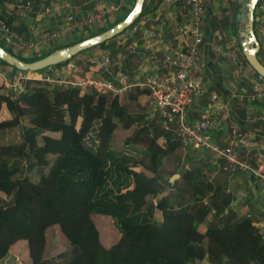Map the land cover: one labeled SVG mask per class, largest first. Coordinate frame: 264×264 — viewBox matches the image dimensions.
I'll return each instance as SVG.
<instances>
[{
	"label": "trees",
	"instance_id": "16d2710c",
	"mask_svg": "<svg viewBox=\"0 0 264 264\" xmlns=\"http://www.w3.org/2000/svg\"><path fill=\"white\" fill-rule=\"evenodd\" d=\"M146 4L143 0L142 9ZM259 4L264 0L253 10L254 35ZM131 5L105 18L93 33L92 25L83 28V37L69 44L14 56L31 62L97 35L122 20ZM0 21L25 35L27 20L17 22L0 9ZM256 57L264 65L260 43ZM146 95V89L136 88L126 99L143 105ZM123 100L116 94L49 90L36 81L14 97L0 91V109L9 116L0 118V195L10 197L0 203V258L10 252L21 264H264V237L248 217L232 223L226 215L223 225H201L187 208L193 204L172 210L160 199L152 205L157 189L149 179L164 147L172 151L176 143L165 136L160 149L140 125L114 144L117 126L128 129L133 121L131 114L123 118ZM26 161L36 166L35 178L21 175ZM179 174L190 180L192 171ZM153 207L161 214L156 222ZM53 232L58 241L48 254Z\"/></svg>",
	"mask_w": 264,
	"mask_h": 264
},
{
	"label": "built area",
	"instance_id": "2783aa9c",
	"mask_svg": "<svg viewBox=\"0 0 264 264\" xmlns=\"http://www.w3.org/2000/svg\"><path fill=\"white\" fill-rule=\"evenodd\" d=\"M95 8L81 13V9L72 0H3L0 9L15 21L27 20L25 35L18 33L13 26L0 21V41L4 46L20 53H36L61 38L72 36L79 29L98 25L112 15L121 12L125 0H112L102 4V0H89ZM176 8L177 17L182 19L171 36L169 43L162 40L163 28L170 25L162 11ZM258 10L264 19V5ZM142 13L127 29V35L114 38L113 47L124 49L128 56L136 57L133 73L140 76L145 71L147 60L150 67L160 73L143 74L141 78L130 81L119 72L124 59L106 48H98L79 56H73L59 64L48 66L43 71L0 70V90L8 89L12 97L25 89L27 83L39 82L49 90L70 88L80 91H92L98 94H120L132 89H146L147 118L164 133L175 136L182 149L188 145L211 154L215 160H221L220 170L233 174L237 171L264 184V126L260 133L243 131L231 112L228 101H220L216 93L209 96L207 107L199 110L195 120L187 118V106L203 88V80L197 61L202 42V25L205 0H160L154 10L148 11L147 5ZM155 15L158 32L156 39H149L138 49L134 39L137 32L143 38L153 36L148 21ZM99 26V25H98ZM264 42V24L255 27ZM175 51H174V49ZM89 50V49H88ZM87 51V50H85ZM115 73V74H114ZM248 91L231 92L230 97L239 101L259 103L260 110L246 107L244 122L264 125V80L246 77ZM225 134L224 143L219 144L213 138L214 130ZM254 162L252 165L251 162ZM228 209L225 208L226 212Z\"/></svg>",
	"mask_w": 264,
	"mask_h": 264
},
{
	"label": "crops",
	"instance_id": "0c3cea01",
	"mask_svg": "<svg viewBox=\"0 0 264 264\" xmlns=\"http://www.w3.org/2000/svg\"><path fill=\"white\" fill-rule=\"evenodd\" d=\"M72 1L75 4H77V6L81 9L80 11L81 13L89 12L95 8V5L92 2H89V0H72ZM108 1L111 2L112 0H104L102 4H105V2ZM153 1L154 0H147L146 5L148 7V11L154 10L155 6L157 5V4L152 5ZM215 5L222 7L225 4L221 3L220 0H205V11H204V19L202 25L203 36L200 47V57L199 60L197 61V65L203 80V88L201 89V92L198 95L193 97L191 103L187 106L186 109L187 118L189 120H195L198 116L199 110L208 106L210 94L216 93L220 101H228L231 107V112L235 117V119L238 121L241 130L260 133L262 132L264 126L262 123L250 124L244 122V117L246 115V110H247L246 109L247 103L245 101H239L236 98L230 97L231 92L248 91L250 86L248 79L246 78L247 79L246 80L244 78L239 81H235L236 79H233V77H231V79L228 80L214 76L212 77L211 72L209 71V69H207V63H206L208 51H206V54L204 55V60L202 59L203 57L202 49L204 47L206 50H208V45L210 44V39L212 38L211 37L212 29L209 25L210 23L215 22L213 17V13H214L213 7ZM127 7L129 8V6L127 5L122 10L121 14L124 13ZM239 7H240V0H239ZM237 10L234 11L233 16L237 12ZM121 14L119 12L118 15ZM162 14L167 16L166 20L170 22L169 26L161 29L162 40L165 41L166 43H169L171 47H174V45L171 43V36L176 31V27L181 24L182 19L180 17H177L176 8L167 7L162 11ZM259 14H260V18L256 25L264 24V19L261 16L260 12ZM150 15H152V19L148 21V24L153 25V28L149 27L153 33V36L149 37L147 35V37L143 38L144 35L143 33H141L140 42L138 41L137 50H141V48L144 46L145 43L150 44L151 43L149 40L150 38L153 40L156 39V33L158 32L157 21L153 20L155 17L153 12L150 13ZM234 20L235 19L233 17L232 22L229 20L228 23L230 22L229 24H231L232 28L235 30L236 25ZM259 42L262 46H264V42L261 40V38ZM94 49L96 50V48ZM88 51L90 50H87L85 52L87 53ZM117 54L120 55L119 53ZM80 56L78 58H80ZM120 56L124 59V64L119 73L122 76L128 78L130 81H134L138 78H141L143 74L146 73L147 74L160 73L159 70L154 71L150 67L151 64L150 61L147 60L145 65L146 68L145 71L138 77L133 73L136 57H134L133 55L128 56L126 53ZM11 69L12 68L9 66H0V70H5L7 72H10ZM202 69L209 71L208 74H210L211 76L210 80L204 81L205 79H203L202 76ZM229 69L230 67H228L227 71ZM251 77L258 79L257 78L258 76H256L255 74L251 75ZM134 90L132 89V91ZM128 92L129 91L117 95L118 97H120L122 95H127ZM145 104H146V100L144 105ZM248 105L252 106V108L255 111L257 109L260 110L259 109L260 104L258 102L254 104L248 102ZM165 134H167L166 136L169 137L171 136L170 137L171 140H173L178 145V149H182L181 146H179L180 144L176 140L174 135H172L171 133H165ZM212 136L215 139V141H217L219 144L224 143L225 134L223 132L215 129L213 131ZM185 152L186 155L191 156L190 159L192 158L193 161H195L197 164L201 166L202 170L203 169H207V170L203 171V174H206L204 175L205 177H203L202 171H198L193 167H191L190 169L189 168L184 169V171L187 172L192 171V175L190 177L191 187L189 186L190 189H187L189 190L191 195L188 194L186 197L179 195L181 198L179 197L177 198L175 195V199L176 200L178 199V202L174 210L182 209L186 205L189 206V204H187V199L189 198V200L194 202L193 203L191 202V204H193L191 208L190 206L187 208L190 209L195 220L198 221L201 225H207V224L223 225L225 215L232 216L231 218L232 223H234V221H236L237 219L248 217L251 220V222L255 225V227H257L260 237H264V184L260 183L256 179H253L245 172L237 171L233 174L224 173L223 171L220 170L221 160L213 159L208 154V152H206L207 155H204V157H206V160H208L207 163L200 160V154L203 155L202 153H198L195 150L187 149V148L185 149V151H183V154ZM165 157L166 154L161 156L158 167L162 164V160H164ZM251 163L252 165H254L253 161ZM177 172H178V176L181 177V175L179 174L180 170H178ZM208 174L209 176H207ZM172 184L173 183H170V185ZM169 189L171 190L173 189V187H170ZM162 194H165V198L166 196L168 197V195H170L168 191H164ZM180 206L183 207L180 208ZM225 208L229 209L230 212L224 215L222 211ZM204 261L206 262L205 264H209L207 260H203L200 262L198 261L196 262V264L199 263L202 264V262Z\"/></svg>",
	"mask_w": 264,
	"mask_h": 264
},
{
	"label": "rangeland",
	"instance_id": "374dc122",
	"mask_svg": "<svg viewBox=\"0 0 264 264\" xmlns=\"http://www.w3.org/2000/svg\"><path fill=\"white\" fill-rule=\"evenodd\" d=\"M125 1H126V6L127 5L130 6L133 2L132 0H125ZM220 1H221V3H223L225 5L222 7L215 5L213 7V12H214L213 17H214L215 22H212L209 25L212 29V35H211L212 38L210 39V44L208 45V50H206L204 47L202 49V55H203L202 59L204 60V55L206 54V51H208L206 63H207V69H209V71L211 72L212 77L214 76V77H218V78H224L227 80L231 79V77H233V79H236L235 81H239V80L244 79V78L246 79V77H251V75L254 74L252 72L251 67L249 65H247L242 60V58L239 54L237 44H236L238 41V36H237L238 31L237 30H239V28L243 25V22L241 20H236V13H235V17H234L235 20L234 21H235V25H236L235 28L236 29L234 30L232 28L231 24H229L230 22L228 23L229 20L231 22L233 20L234 11H236L239 7V0H220ZM121 12H120V14H121ZM118 14L119 13H116L114 15H118ZM102 24H103V22L101 23V25ZM98 25L100 26V24H98ZM98 25L90 26L89 31L91 33L95 32L97 30ZM255 27H256V25H255ZM254 30H255V36L257 38V41L259 42V40H260L259 35L256 32L255 28H254ZM83 33L84 32H82V29H79L72 36H69L68 39L67 38L66 39L65 38L57 39L52 43L51 46L45 47L44 49H51V48L59 46V45L69 44L71 41H75L76 39H78V37L79 38L83 37V35H84ZM86 33H87V31H86ZM122 34L127 35V29H124L122 32L118 33L115 37H118V35H122ZM140 35H141V33L139 31L134 36V39H136L137 42L138 41L140 42ZM115 37H112V38L106 40L107 43L103 47L95 46V47L90 48L89 49L90 51H88V52H93V51H95L94 48L98 49L101 47V48L109 49L113 53H119L120 55L125 54L126 51L124 49L113 47ZM0 45L3 48H5L9 53H11L15 56L22 57L23 55L24 56L30 55V53L25 54V53L15 52L14 50H11L10 48L4 46V44L1 41H0ZM44 49H42V50H44ZM42 50H40V52ZM82 52L77 54L76 56H80L81 54L86 53L85 50ZM37 53H39V52H36V54ZM75 57H73L72 59H74ZM0 64H2L0 66H6L5 63L0 62ZM228 67H230V69L227 71ZM39 71H43V70H39ZM209 71L202 69V76H203V79H205L204 81L211 79L210 74H208ZM257 78L259 80H262V81L264 80L260 76ZM27 84H28L27 89L31 88L32 83H27ZM0 91L2 93H9V90L7 88L6 89L3 88ZM120 97L125 99V100H123V108H124L123 118L125 117V115L131 114V116L133 117V121H132V125L128 129L121 128L120 124L117 126V128L114 130V136L115 137L113 139L116 141V142H114V144L119 143V141L123 137L130 135L132 133V131L135 130L138 126L145 125L146 130L156 138L157 142L159 143V148L163 149L162 144H163L164 138L167 134H165L161 129L159 130L158 126L154 125L153 122L147 118V115L145 113L146 106L144 104L143 105L142 104H129L128 100L126 99V95H122ZM242 101H245L247 103L246 105L249 106L248 102L246 100H242ZM3 117H9V116H8V113L6 112V110L2 107L0 109V118H3ZM37 142L40 143L39 138H37ZM186 148L195 150L198 153H202L203 155L200 154V160H202L206 163L208 162V160H206V157H204V155H207L206 151L199 149V148L195 149V147H193L191 145H188ZM164 150H165V152L163 155L166 154L165 159L162 160V164L158 167L156 173L149 179L150 181H152L156 185V189H157V193H158V194H155V196L152 198L151 201H152V205L153 204L155 205V203L161 199L162 201L165 202V205L167 208H173L172 210H174V208H175V206H177L176 204L178 202V199L177 200L175 199V195L177 198L178 197L181 198L179 195H182L183 197H186L188 194L191 195L189 190H187V189H190L191 186H190V180H185L182 176L181 177H179V176L174 177L172 180L173 184L168 185L167 181H169V178L173 174H178V172H177L178 170H180V172H181L182 170L184 171V169H187V168L190 169L191 167L197 169L198 171H202V176L205 177L204 175H206V174H203V171L207 170V169L202 170V168L199 164H197L195 161H193L192 158L190 159L191 156L186 155V152L183 154V151H185V149H178L177 144H176V148H174V150H172V151H167L165 149V147H164L163 151ZM209 155L213 159H215L211 154H209ZM30 161H26L23 164V169L21 171V175L26 174L30 178H35L37 176V171H36L37 169H36V166L32 165ZM221 163H220V165H221ZM135 170H138V168H136ZM209 174L207 176H209ZM170 187H173V189L170 190L169 189ZM164 191H168L170 194V195H168V197L166 196V198H165V194H162ZM9 200H10V197L0 195V203L1 204H7L9 202ZM191 202L193 203L194 201H191L188 198L187 204L191 205ZM181 207H183V206H180V208ZM152 212H153V215L151 217V221L152 220L155 222L158 221L161 217L159 210H157L156 208L154 209V207H153ZM228 212H230L229 209L226 212L224 210L222 211V213L224 215L228 214ZM256 229H257V227H256ZM49 239H50V245L46 246V252L48 254H49V249L51 250V246L56 245V243L58 241V238L57 239L55 238L54 232L51 234ZM54 260L59 261L60 259L54 258ZM205 263H206L205 261L202 262V264H205ZM0 264H21V263L14 255H12L10 252H7V254H5L2 258H0Z\"/></svg>",
	"mask_w": 264,
	"mask_h": 264
},
{
	"label": "water",
	"instance_id": "95a60500",
	"mask_svg": "<svg viewBox=\"0 0 264 264\" xmlns=\"http://www.w3.org/2000/svg\"><path fill=\"white\" fill-rule=\"evenodd\" d=\"M257 0H240V7L236 12V19L241 20L243 25L238 30V43L241 53L251 67V69L261 78L264 79V65L256 57L259 49V43L253 32V10ZM143 0H134L132 8L127 15L110 28L102 31L101 33L84 40L78 41L63 48H58L49 53L48 55L31 62H25L15 57L0 46V60L4 61L7 65L13 66L17 70L23 71H36L45 67L59 64L65 60L70 59L77 53L84 51L88 48L96 46L122 32L128 28L139 16L142 9ZM174 177L178 174H173L169 182L172 183Z\"/></svg>",
	"mask_w": 264,
	"mask_h": 264
}]
</instances>
